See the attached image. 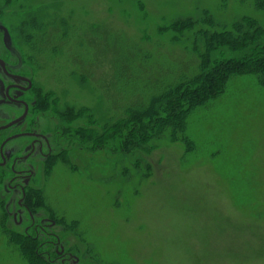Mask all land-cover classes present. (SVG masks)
<instances>
[{"label":"rangeland","instance_id":"1","mask_svg":"<svg viewBox=\"0 0 264 264\" xmlns=\"http://www.w3.org/2000/svg\"><path fill=\"white\" fill-rule=\"evenodd\" d=\"M246 17L264 27V11L253 0H0V56L7 52L17 70L35 69L28 36L36 30L49 25L55 42L53 25L62 26L71 38L59 59L35 75L49 106L43 113L65 121L69 141L55 160L38 154L18 164L35 170L37 192L28 197L39 199L22 223L14 220L22 195L9 189V170H0L7 176L0 179V264H264V87L256 77L233 78L221 97L192 112L184 134L194 148L186 153V143L171 142L180 132L166 137L159 127L152 149L150 141L133 146L135 134L125 138L129 125L96 143L94 130L111 124L96 90L104 86V69L92 82L69 75L76 56L85 61L75 45L84 43L91 61L97 53L103 63L117 55L123 64L140 39L163 44L164 50L147 48L187 74L197 66L193 51L202 49L204 32L231 29ZM237 54L225 47L213 58ZM133 81L119 88L128 96H120L123 102L135 103L134 88L144 87ZM68 107L72 115L82 111L69 117ZM30 141L20 138L7 151L27 152Z\"/></svg>","mask_w":264,"mask_h":264},{"label":"trees","instance_id":"2","mask_svg":"<svg viewBox=\"0 0 264 264\" xmlns=\"http://www.w3.org/2000/svg\"><path fill=\"white\" fill-rule=\"evenodd\" d=\"M253 1L256 10L264 11V0ZM61 27L53 25V39L55 35L58 37L55 42H51V36H48L49 25L46 29L44 28L45 30H36L28 36L29 60L41 72L47 70L51 62L59 59V55L63 54L65 43L71 40ZM201 41L202 49L193 51L198 59L197 66L193 72L187 74L181 65L172 67L162 64L161 57L156 52L152 54L148 50L147 47L152 46L146 45L147 42L144 39H140V44H135L127 50L126 54L129 57L123 64L116 59L117 55L110 60V64L107 61L103 63L97 53L94 56L95 60L91 61L90 57L86 58L87 46L84 43L75 45L76 49H82L85 52V61L78 60L77 56L72 60V69L69 70L72 79L78 77L85 82L96 81L98 75L95 71L100 67L104 69L102 72L104 86L93 87L97 88L96 90L100 96L103 95L107 103H105L108 111L106 113L111 124L106 123L100 131L95 129L93 141L97 143L99 139L107 137L110 130L129 125L130 129L125 134V138L129 134H135L137 140L133 146L138 147L139 141H150L149 145H151L157 139L155 135L159 127L166 137L180 132L176 140L170 141L186 143L184 146L187 153L194 146L192 141L185 138V122L193 111L221 97L233 78L251 75L258 79L257 83L260 86L264 87V27L256 19L246 17L233 23L231 29L215 34L204 32ZM90 46L97 48L93 43ZM163 46L158 44L152 49L157 51ZM225 47L239 54L220 60L213 58V53ZM156 60L161 62L152 67ZM118 65H120L119 69H116ZM182 66L185 67V65ZM157 75L158 79L155 80ZM133 80L142 82L137 87H144L134 88L137 93L133 97V100L137 98L135 103L130 102L131 97H129V103H126L127 99H123V102L120 96H128L121 93L119 88L122 89L126 85L132 87ZM109 85L112 88L108 89L112 92L104 96L102 88H107ZM114 97H117L116 103L113 102ZM68 108L69 117L82 111L76 109V113L72 115L73 107ZM170 128L178 131L168 130ZM112 133L114 132H110L111 137L114 136ZM122 144H126V139ZM146 147L149 148V146ZM152 148L151 145L150 149ZM3 176L4 174H0V179Z\"/></svg>","mask_w":264,"mask_h":264},{"label":"flooded vegetation","instance_id":"3","mask_svg":"<svg viewBox=\"0 0 264 264\" xmlns=\"http://www.w3.org/2000/svg\"><path fill=\"white\" fill-rule=\"evenodd\" d=\"M6 53L0 56V113L2 111L7 113L0 128L13 122L17 123L0 130V170H9V173L13 175L9 181V189L13 192H20L22 195L18 203L20 206L18 213L14 217L15 221L18 219L22 223L24 212L30 214L32 211L30 204H35L39 199L37 201L35 198L31 202L32 199L28 197L31 192H37L31 183L36 174L35 170L30 165L27 169L17 168L18 164L20 162L30 164L38 154L44 162L55 160L64 153L65 149L61 148V145L69 141V138L66 134L68 128L65 129V121L62 118L44 114L46 111L44 109L49 106L43 102L42 94L44 93L37 88L35 79L37 68L17 70L18 64H12V60L6 57ZM25 114V118L18 122ZM42 121L47 122L45 127ZM54 121L57 123L53 124ZM20 138L31 139L28 151L24 152L21 147H18L14 152H8L9 144ZM57 149L60 150L58 155ZM3 174L6 176L5 173ZM3 184L4 181H2ZM49 226L52 227L53 224ZM41 229L47 231V228Z\"/></svg>","mask_w":264,"mask_h":264},{"label":"water","instance_id":"4","mask_svg":"<svg viewBox=\"0 0 264 264\" xmlns=\"http://www.w3.org/2000/svg\"><path fill=\"white\" fill-rule=\"evenodd\" d=\"M0 62H1V61H0ZM2 65H3V63H2ZM25 116H26V114L23 116V118L19 119V121H18V122H20L22 119H24V118H25ZM15 123H17V122H13V123H11L10 125H8V126H6V127L0 128V130H1V129L8 128V127H10V126L14 125Z\"/></svg>","mask_w":264,"mask_h":264}]
</instances>
